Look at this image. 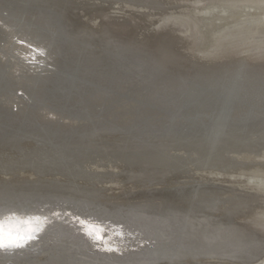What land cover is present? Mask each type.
Masks as SVG:
<instances>
[{
  "label": "bare ground",
  "instance_id": "1",
  "mask_svg": "<svg viewBox=\"0 0 264 264\" xmlns=\"http://www.w3.org/2000/svg\"><path fill=\"white\" fill-rule=\"evenodd\" d=\"M93 1L0 0V219L34 230L0 248V264L256 262L264 244L237 220H264V0ZM244 151L262 154L229 155ZM87 157L94 169H78ZM101 159H121L122 180L140 185L187 164L210 176L241 164L227 175L253 193L197 181L113 201L96 187L113 183Z\"/></svg>",
  "mask_w": 264,
  "mask_h": 264
},
{
  "label": "rangeland",
  "instance_id": "2",
  "mask_svg": "<svg viewBox=\"0 0 264 264\" xmlns=\"http://www.w3.org/2000/svg\"><path fill=\"white\" fill-rule=\"evenodd\" d=\"M83 0H81V2H82ZM91 1V0H90ZM90 1H84V2H90ZM84 2H82V3H84ZM95 1H93V3H94ZM81 3V4H82ZM95 3H98V0H96V2ZM119 5V6H118ZM118 5H110V7H109V13L110 14H113V15H111V16H114V17H118L119 15V17L118 18H121V16H124L125 15V12L126 11H128V9H126L125 10V7H124V4H118ZM112 6V7H111ZM114 6V7H113ZM119 7H121V8H119ZM112 8H114V9H112ZM122 9V10H121ZM177 10H179V11H181V12H179V11H177ZM113 11V12H112ZM118 12V13H116V12ZM150 11V10H149ZM148 11V12H149ZM171 13H172V15H177V14H179V13H188V9L185 7L184 9L183 8H178V9H173V10H169ZM169 11H167V13L169 14V15H171V13L169 12ZM175 11H177V12H175ZM218 12H219V10H217ZM216 11V13H218ZM81 12V11H80ZM112 12V13H111ZM123 12V13H122ZM150 14H151V11L149 12ZM177 13V14H176ZM211 13V12H210ZM215 13V12H214ZM116 14V15H115ZM119 14V15H118ZM122 14V15H121ZM124 14V15H123ZM128 14V13H127ZM85 14H83V12H81L80 14H79V16H84ZM132 15H136V14H132ZM157 15V16H156ZM198 16L200 15H202V16H204V14H202V13H198L197 14ZM156 16V17H155ZM85 17V16H84ZM155 17V19H158L160 16L158 15V14H152L151 15V18L148 20L149 22H147V24H146V27H144V29L145 28H147V27H150L151 28V26H153V24L155 23L153 20V18ZM156 21V20H155ZM154 22V23H153ZM219 23L220 22H218V21H216L215 20V18H212L211 19V21L209 22V23H207V25L210 27V29L211 30H213L214 28H216V26H218L219 25ZM151 24V25H150ZM199 25L202 27V31L204 30V28H205V25H206V23L205 22H203L201 19L199 20ZM204 27V28H203ZM260 154H262V152H260ZM95 157V156H94ZM89 160V157H87V159L86 158H81V161L79 162V163H77L76 165H77V167H78V169H79V167L81 168H83V167H87V164H88V166H89V162L90 161H88ZM92 166V165H91ZM95 166H98V163H96L95 164ZM108 166H110L109 164L107 165V166H105L106 168V170L108 171H105L106 173H111V176H110V179H112L113 181V183H109V182H102V180H100V182L101 183H99L98 184V182L96 181V187H99V188H101V190H102V192H104L105 193V195H107L108 197L110 196V198L112 197V195H113V197H112V199H113V201H122L124 198H134V197H136V196H139L140 194H139V192H140V190H144L143 188H141L140 187V184L138 183L137 185L138 186H132L131 184H128V182H126V181H124V180H122L123 178L122 177H120L119 176V173H120V170L119 169H114L113 168V170L112 169H110V168H108ZM90 167V166H89ZM100 167L102 168H104V166H102V165H100ZM90 169H94V168H92V167H90ZM112 170V171H111ZM115 170V171H114ZM193 170L194 169H191V171L188 173V175H185V174H183L182 176H181V178H180V176L179 175H175V176H173V177H169L167 180H166V182L163 184V186H161V187H163V188H165V187H167L168 188V186L170 185V187H172V188H170L169 187V189H175V187H173V186H176V185H183V186H185V183L186 184H190V183H193L194 185L195 184H197L196 182L198 181L199 183H207V184H205V185H209V186H211L210 184H213V185H215V186H213L212 185V187L213 188H216L215 190H219V191H217L218 193L219 192H221L222 194H224V195H237V194H242V193H244V192H246V193H250V191H251V189H249L248 188V185L245 183V181H246V177L245 176H243V177H241V176H234V177H230L229 175H227L228 173H222V174H225V175H222V174H220L221 175V178H224V181H223V179L222 180H220L221 178H219L220 177V175L219 174H215L214 176H210L211 174H209V175H207L208 173H206V175H205V173H203V172H200L199 170H194V172H193ZM114 171V172H113ZM77 172V171H76ZM113 172V173H112ZM192 172V173H191ZM197 174H196V173ZM202 173H203V175H202ZM238 174V173H241V172H231V174ZM198 174L200 175L199 176V178H197V176H198ZM104 175V174H103ZM197 175V176H196ZM201 175H202V177H201ZM177 176H179V178L177 179ZM185 176V177H184ZM187 176V177H186ZM193 176V177H192ZM195 176H196V178H195ZM223 176V177H222ZM226 176V177H225ZM175 177H176V179H175ZM208 179H207V178ZM212 177V178H211ZM214 177V178H213ZM216 177V178H215ZM239 177H241V179H239ZM245 177V178H244ZM59 181H62V179L63 178H60V177H56ZM103 178V177H102ZM119 178V179H118ZM189 179V181L187 180V179ZM201 178V179H200ZM203 178H206V180L205 179H203ZM210 178V179H209ZM229 178V179H228ZM233 178V179H232ZM174 179H175V182H174ZM193 179H195V181L193 180ZM216 179H219V180H216ZM226 179V180H225ZM228 179V180H227ZM232 179V180H231ZM234 179H235V181H234ZM237 179H238V181H237ZM172 180V181H171ZM191 180H193V181H191ZM207 181V182H205V181ZM122 181V182H121ZM169 181H170V183H169ZM212 181V182H211ZM222 181V182H221ZM231 181V182H230ZM95 182V181H94ZM190 182V183H189ZM117 183V184H116ZM120 183V184H119ZM169 183V184H168ZM171 183H173L174 185L172 186L171 185ZM215 183H217V184H215ZM220 183V184H219ZM223 183V184H222ZM232 183V184H231ZM123 184V185H122ZM219 184V185H218ZM246 184V185H245ZM103 185V186H102ZM110 185H112L113 187H110V188H108L107 189V187L106 186H110ZM115 185V186H114ZM118 185H120V186H118ZM130 185V186H129ZM143 185V184H142ZM178 185V186H179ZM218 185V186H217ZM129 186V187H128ZM132 186V187H131ZM178 186H176V188L178 187ZM226 186V187H225ZM231 186V187H230ZM243 186H244V189H243ZM115 187V188H114ZM118 187V188H117ZM121 187V188H120ZM221 187V188H220ZM230 189H228V188ZM234 187V188H233ZM238 187V188H237ZM253 187H254V185H253ZM103 188H105V189H103ZM112 188V189H111ZM129 188V189H128ZM155 188H160L159 186H155ZM248 188V189H247ZM114 189L115 190H119V192L118 191H114ZM226 189V190H225ZM235 189H237V190H235ZM243 189V191H241ZM123 190H124V192H123ZM131 191V192H129V191ZM136 190V191H135ZM139 190V191H138ZM220 190H222V191H220ZM227 190L230 192H227ZM250 190V191H249ZM109 191V192H108ZM113 191V192H112ZM121 191V192H120ZM138 191V192H137ZM234 193H233V192ZM237 191H239V193H237ZM264 191V190H263ZM262 191V192H263ZM115 192V193H114ZM129 192V193H128ZM252 192V191H251ZM119 193V194H118ZM121 193H123V194H121ZM127 193V194H126ZM228 193V194H227ZM253 193V192H252ZM109 194V195H108ZM258 194H261V193H258ZM124 195V196H123ZM131 195V196H130ZM123 196V197H122ZM261 196H264V192L261 194ZM107 197V198H108ZM115 197V198H114ZM117 197H119V198H122V199H116ZM261 209H262V216H259V218H264V205H262V207H261ZM243 218H246V216H244V217H242L241 219H238L237 221H238V223H241V225H244L245 227H247V228H249V229H251V230H253L254 231V233L256 234V236L262 241V243L264 244V220L262 221V222H260V220H258V218H255V217H249V218H246V219H243ZM240 221H242V222H240ZM231 264H238V263H231ZM252 264H264V251H263V253H262V255L259 257V259H257V261L256 262H254V263H252Z\"/></svg>",
  "mask_w": 264,
  "mask_h": 264
},
{
  "label": "water",
  "instance_id": "3",
  "mask_svg": "<svg viewBox=\"0 0 264 264\" xmlns=\"http://www.w3.org/2000/svg\"><path fill=\"white\" fill-rule=\"evenodd\" d=\"M80 3V5H81V2H79ZM150 10V9H149ZM81 12H83V13H85L84 11H81ZM85 16V17H84ZM84 16H80L81 18H87V15H84ZM90 18V17H89ZM98 20V22L101 24V21H102V19L101 18H98L97 19ZM98 23V24H99ZM92 30H93V28H92ZM68 55V52L67 51H65L64 52V54H63V56L61 57V62H62V68H65V66L67 65V58H66V56ZM79 69V68H78ZM69 88H67L66 90H68ZM54 91V94L52 93V95H58L61 99L62 98H69L70 96H72V95H74V92L73 91H69V92H64V96L63 97H61L60 96V93H58V92H55V90H53ZM51 94V93H50ZM61 95H62V93H61ZM177 154H180L181 153V156L182 157H184V156H187V155H190V153H188L186 150H176L175 151ZM249 154V155H257V154H260V151L259 152H248V151H244V152H235V153H229V155H232V154ZM234 156V155H233ZM235 159H236V157H234ZM114 160H116V161H111V160H102L101 159V164H99V165H102V166H104V168H106L105 166H107L108 164L110 165V166H112L113 168H116V169H119L120 171L123 169V167H124V165L123 164H125L124 163V161H121V159H114ZM237 161H238V159H236ZM239 161H242V160H239ZM264 161V160H263ZM239 163H241V162H239ZM246 168L245 166H243V165H238V164H236V165H230V166H226L225 168H223V169H219L217 166H209V167H207V168H204V170L205 171H209V170H221V171H219V172H224V173H229V172H231V171H235V169L236 168ZM191 169H194V170H201V169H198L197 168V166H195V165H193V164H187L185 167H183L182 168V170L180 169L179 171H177V172H172L169 176H167L164 180H153V181H151V182H149L147 185H140V187L141 188H143L144 190L145 189H149L148 191H149V193L152 195H155L156 193H162L163 194V196L164 195H171L172 196V194H174V193H176L175 192V189H171V190H164V189H167L166 187L165 188H163V187H161V186H163V184L166 182V180L169 178V177H172V176H175V175H179V176H182L183 174H185V175H187L190 171H191ZM203 170V171H204ZM25 172H29V171H27V170H23L22 171V173H25ZM31 172V171H30ZM32 173V172H31ZM33 174V177L34 178H37V177H39V174L38 173H32ZM19 175H22V174H20L19 173ZM121 172L119 173V176L121 177ZM5 178H11V177H13V175L12 174H9V173H6L5 175ZM47 176V178L48 177H51V178H55L56 179V177H60V178H63V176H60V175H57V176H53V175H46ZM22 177V176H21ZM58 180V179H57ZM198 184H200V186L198 185V186H196L195 188H196V190H199V191H203V190H215V188H213L212 186H209V185H205V186H202L201 184L202 183H199V182H197ZM128 184H131L132 186H138L137 184L138 183H136V182H128ZM155 186H159L160 188H154ZM184 189H186V188H184ZM159 191V192H158ZM153 192V193H152ZM145 192H143V191H141V192H139V196H141V195H143ZM148 193V194H149ZM149 194V195H150ZM160 196V195H159ZM167 197V196H166ZM11 218H15L14 216H12Z\"/></svg>",
  "mask_w": 264,
  "mask_h": 264
},
{
  "label": "snow or ice",
  "instance_id": "4",
  "mask_svg": "<svg viewBox=\"0 0 264 264\" xmlns=\"http://www.w3.org/2000/svg\"><path fill=\"white\" fill-rule=\"evenodd\" d=\"M36 219H39L38 217ZM30 230L28 234H21L14 231L11 226H6L4 219H0V248L5 247H22L24 242L30 240L33 237Z\"/></svg>",
  "mask_w": 264,
  "mask_h": 264
}]
</instances>
